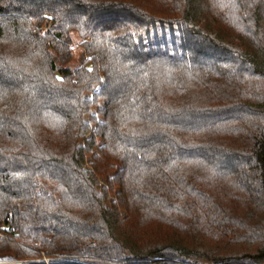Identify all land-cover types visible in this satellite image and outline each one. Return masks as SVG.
<instances>
[{
  "label": "trees",
  "instance_id": "obj_1",
  "mask_svg": "<svg viewBox=\"0 0 264 264\" xmlns=\"http://www.w3.org/2000/svg\"><path fill=\"white\" fill-rule=\"evenodd\" d=\"M9 261L264 264V0H0Z\"/></svg>",
  "mask_w": 264,
  "mask_h": 264
},
{
  "label": "rangeland",
  "instance_id": "obj_2",
  "mask_svg": "<svg viewBox=\"0 0 264 264\" xmlns=\"http://www.w3.org/2000/svg\"><path fill=\"white\" fill-rule=\"evenodd\" d=\"M72 39H73V46H72L73 60L70 62V64L67 65V68L74 70L81 65V60L85 52L81 47V39L79 35L73 34ZM94 113H96V111ZM43 261L49 262L48 259H43Z\"/></svg>",
  "mask_w": 264,
  "mask_h": 264
},
{
  "label": "built area",
  "instance_id": "obj_3",
  "mask_svg": "<svg viewBox=\"0 0 264 264\" xmlns=\"http://www.w3.org/2000/svg\"><path fill=\"white\" fill-rule=\"evenodd\" d=\"M20 261H9V262H0V264H22Z\"/></svg>",
  "mask_w": 264,
  "mask_h": 264
}]
</instances>
